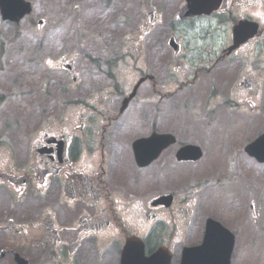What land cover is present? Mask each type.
Here are the masks:
<instances>
[{"label":"flooded vegetation","instance_id":"obj_1","mask_svg":"<svg viewBox=\"0 0 264 264\" xmlns=\"http://www.w3.org/2000/svg\"><path fill=\"white\" fill-rule=\"evenodd\" d=\"M225 5L194 19L173 15L168 37L178 49L171 60L185 70L190 94L203 88L195 81L197 73L214 70L215 88L226 85L228 98L237 104L230 108L251 114L238 106L264 97V0H227ZM145 10L154 17L137 39L140 44L147 38L154 53L159 16L149 3ZM240 20L256 23L260 34L233 46L232 28ZM124 96L104 105L92 103L91 96L56 119L39 109L24 121L11 116L1 122L0 264H121L128 239L130 262L141 241L145 255L165 245L172 253L170 264H177L175 212L167 214L172 230L161 237L159 214L165 209L140 195L143 171L155 184L163 178V168L156 166L161 156L137 165L132 145L144 133L133 129L148 116L140 108L129 110L130 103L121 107ZM158 130L152 119L146 135ZM174 145L161 153L165 166L174 159ZM223 189L238 190L239 183L228 180Z\"/></svg>","mask_w":264,"mask_h":264},{"label":"rangeland","instance_id":"obj_2","mask_svg":"<svg viewBox=\"0 0 264 264\" xmlns=\"http://www.w3.org/2000/svg\"><path fill=\"white\" fill-rule=\"evenodd\" d=\"M30 1L32 12L17 24L4 21L0 15V122L9 115L23 121L39 108H45L47 115L56 119L63 109L77 104L69 101L78 100L79 104V100L91 96L96 105L103 104L108 96L115 101L140 76L152 74L154 88L151 82L142 83L130 102L129 110L140 108L148 116L133 130L145 133L150 120L155 119L159 130H171L176 135L175 148L190 142L203 149L200 160L169 166V170L183 169L185 179H177L180 172L164 179L166 186L173 183L177 210L196 201L183 243L199 240L190 228L199 222L203 227L205 217L211 215L238 229L233 264H264V164L244 151L249 140L264 132V111L260 112V108L249 117L225 108L222 102L229 91L226 85L216 90L218 74L214 70L198 74L195 81L203 87L199 91L192 90L190 94L176 86L167 36L169 21L182 0ZM147 2L160 14L155 27L159 44L154 53H146L143 45L140 48L135 38L129 37L139 34L146 20ZM38 19L43 23L37 24ZM62 61H73V71L60 68ZM74 73L79 79L76 83L71 78ZM211 90L218 94V100L208 96ZM258 103L264 107V97ZM156 166L162 167V157ZM235 168L236 175L232 171ZM143 175L142 191L146 194L154 189V181L146 172ZM239 177L248 179V196L246 192L238 199L225 195L237 199L236 204L220 206L215 188H204L193 195L196 184L203 180L211 184L222 178L238 181ZM201 185L204 184L198 188ZM177 218L189 221V213L182 208Z\"/></svg>","mask_w":264,"mask_h":264},{"label":"water","instance_id":"obj_3","mask_svg":"<svg viewBox=\"0 0 264 264\" xmlns=\"http://www.w3.org/2000/svg\"><path fill=\"white\" fill-rule=\"evenodd\" d=\"M224 0H186V4L180 9L181 18H192L201 14H209L219 8ZM0 6L4 17L18 19L22 14L30 10L28 3L20 0H0ZM133 93L127 98L129 99ZM174 141L170 135H153L148 139H141L134 144L136 157L140 163L145 164L149 161L152 151L158 152L164 146ZM249 154L255 156L259 161H264V133L259 135L253 142L246 146ZM201 156V150L195 145H185L177 152V158L198 159ZM148 159V160H147ZM166 204L170 203V197L159 200ZM233 237L222 228L218 223L212 220L207 222V230L201 245L194 248H185L182 254L181 264H229V257L232 249ZM124 256V255H123ZM131 254H126V260ZM162 257L152 255L147 259L139 260L138 264H166ZM122 264L124 262L122 261Z\"/></svg>","mask_w":264,"mask_h":264}]
</instances>
